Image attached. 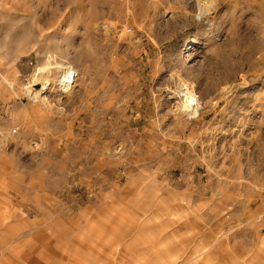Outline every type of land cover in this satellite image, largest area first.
<instances>
[{"label":"rangeland","instance_id":"obj_1","mask_svg":"<svg viewBox=\"0 0 264 264\" xmlns=\"http://www.w3.org/2000/svg\"><path fill=\"white\" fill-rule=\"evenodd\" d=\"M263 199L264 0H0V264H264Z\"/></svg>","mask_w":264,"mask_h":264},{"label":"bare ground","instance_id":"obj_2","mask_svg":"<svg viewBox=\"0 0 264 264\" xmlns=\"http://www.w3.org/2000/svg\"><path fill=\"white\" fill-rule=\"evenodd\" d=\"M74 77H75L74 71L72 69L67 70L61 81V88L66 89L70 87V85L74 82ZM32 82L33 83L30 85H34L35 83L40 84V87L37 90L36 89L33 90L30 87V85L26 86L25 88L26 95L33 100H36L37 98H39L42 93H44L50 88V80H42L40 82L38 80H33ZM183 95L187 97L186 99L187 100L186 109H188L187 111L192 112V110H196L198 108V104H197L198 100L192 94L191 90L186 87V85L183 90Z\"/></svg>","mask_w":264,"mask_h":264},{"label":"built area","instance_id":"obj_3","mask_svg":"<svg viewBox=\"0 0 264 264\" xmlns=\"http://www.w3.org/2000/svg\"><path fill=\"white\" fill-rule=\"evenodd\" d=\"M263 207H264V199H263ZM264 215V210L256 217L257 221H260Z\"/></svg>","mask_w":264,"mask_h":264}]
</instances>
